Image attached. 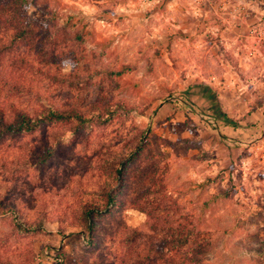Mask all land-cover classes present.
<instances>
[{"label":"rangeland","instance_id":"obj_1","mask_svg":"<svg viewBox=\"0 0 264 264\" xmlns=\"http://www.w3.org/2000/svg\"><path fill=\"white\" fill-rule=\"evenodd\" d=\"M28 13L72 53L55 87H36L84 122L0 143V264L116 261L149 214L190 218L211 242L202 264H264V0H34ZM114 190L124 207L89 230Z\"/></svg>","mask_w":264,"mask_h":264},{"label":"trees","instance_id":"obj_2","mask_svg":"<svg viewBox=\"0 0 264 264\" xmlns=\"http://www.w3.org/2000/svg\"><path fill=\"white\" fill-rule=\"evenodd\" d=\"M33 1L0 0V143L15 135L37 133L44 126L55 125V120L74 116L84 122L80 110H55V88L42 91L35 85L38 77L55 87V65L70 60L72 53L68 43L60 41L55 25L43 33L41 28L46 24L30 17L28 8ZM125 166L123 162L116 170L117 190L127 185ZM106 201L105 209L90 208L86 212L89 230L97 214L125 205L116 190L108 193ZM149 217L143 230L132 229L125 237L123 251L114 257L116 261L112 258L94 264H202L211 242L202 237L190 218H185L183 224L174 220L175 226L164 228L157 221L161 217Z\"/></svg>","mask_w":264,"mask_h":264}]
</instances>
